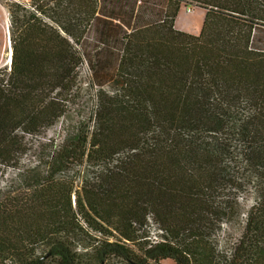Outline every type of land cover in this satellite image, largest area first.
I'll return each mask as SVG.
<instances>
[{
	"label": "trees",
	"instance_id": "16d2710c",
	"mask_svg": "<svg viewBox=\"0 0 264 264\" xmlns=\"http://www.w3.org/2000/svg\"><path fill=\"white\" fill-rule=\"evenodd\" d=\"M191 4L206 10L199 34L175 26ZM47 5L51 22L9 7L0 174L20 170L33 138L46 152L0 196V264H264V0ZM83 64L96 106L56 142L45 133L70 113ZM86 162L97 171L76 189L70 174ZM234 220V246L219 249Z\"/></svg>",
	"mask_w": 264,
	"mask_h": 264
},
{
	"label": "rangeland",
	"instance_id": "374dc122",
	"mask_svg": "<svg viewBox=\"0 0 264 264\" xmlns=\"http://www.w3.org/2000/svg\"><path fill=\"white\" fill-rule=\"evenodd\" d=\"M22 2L26 9L36 13L47 22H51L48 13H41L39 7L46 9L48 7V0H0V69L7 68L10 70L12 63L13 54V39H12V21L11 12L9 10L12 2ZM206 10L197 5L191 4L189 6L182 5L178 13L176 24L178 27L186 28L190 33L199 34L201 32ZM91 72L86 64H83L80 68V81L82 90L76 97L75 103L67 115V117L61 118L54 126L50 127L45 133L47 137L54 139L56 142L60 141L63 137L65 129L69 123H75L82 119L83 116L87 115L88 112H92L96 106V93L98 88H91L88 91L87 87L90 82ZM106 89L111 90V86H107ZM91 94V95H89ZM42 141V139H41ZM45 141H43L44 143ZM40 139H31L30 148L31 150L25 155L19 162V169L9 168L4 169L0 174V196L6 197L15 193V189L25 186V178L27 174H22L23 169L27 166H33L36 164L38 156L41 153L46 152V147H38ZM97 171V167L86 162L76 166L72 173L76 189H79L84 181L90 179L92 175ZM14 191V192H13ZM250 191V192H249ZM248 192H242L239 198L243 208L246 210L254 203V192L253 189ZM76 194L73 195V198ZM243 210V211H245ZM242 214V218H244ZM242 221L234 220L227 224H224L223 230L220 232L219 237V249H225L227 246H234L235 239L238 237L241 231ZM153 227L150 226V235H153ZM43 246H38V251H44ZM9 261V262H8ZM11 260H7L6 263H10ZM106 264H127L121 259H113ZM163 264H175L172 260L164 261Z\"/></svg>",
	"mask_w": 264,
	"mask_h": 264
},
{
	"label": "built area",
	"instance_id": "2783aa9c",
	"mask_svg": "<svg viewBox=\"0 0 264 264\" xmlns=\"http://www.w3.org/2000/svg\"><path fill=\"white\" fill-rule=\"evenodd\" d=\"M148 220L150 222V225L154 229L153 235H150V237H149V239H151V242L157 243V242L163 240V238H162L163 230L157 225V223L154 222V220L151 216L148 217Z\"/></svg>",
	"mask_w": 264,
	"mask_h": 264
},
{
	"label": "crops",
	"instance_id": "0c3cea01",
	"mask_svg": "<svg viewBox=\"0 0 264 264\" xmlns=\"http://www.w3.org/2000/svg\"><path fill=\"white\" fill-rule=\"evenodd\" d=\"M175 26H176V28H178V29H180V30H184V31H187V32H189V31H188L186 28H184V27H183V29H182V28H180V27H178V26H177V24H176V21H175Z\"/></svg>",
	"mask_w": 264,
	"mask_h": 264
}]
</instances>
